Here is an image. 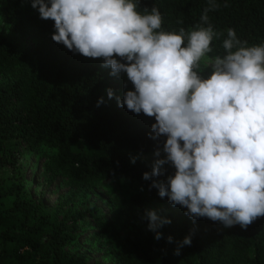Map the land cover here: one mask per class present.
<instances>
[{
	"label": "trees",
	"instance_id": "16d2710c",
	"mask_svg": "<svg viewBox=\"0 0 264 264\" xmlns=\"http://www.w3.org/2000/svg\"><path fill=\"white\" fill-rule=\"evenodd\" d=\"M153 7L162 14V31L190 33L208 26L201 22L208 0H140L138 10ZM207 15L222 35L194 69L204 77L211 73L205 59L226 55L228 29L246 47L264 45V0H215ZM54 31V21L41 20L26 0H0V264H95L79 249L76 235L87 216L99 213L74 194L62 198L68 209L60 201L50 207L43 178L47 188L59 178L76 192L103 183L135 189L132 203L144 216L146 205H170L142 178L162 147L163 138H149L154 118L144 123L120 111L107 97L105 72L54 42ZM101 97L106 102L97 107ZM132 157H139L135 165ZM39 166L41 174L30 178ZM165 167L166 175L174 173ZM97 218L95 241L109 243L110 224ZM168 219L172 223L160 229L159 241L143 216L131 221L133 232L115 237V243L111 239L113 262L264 264V217L247 230L226 229L208 218ZM189 234L192 245L175 255L177 242Z\"/></svg>",
	"mask_w": 264,
	"mask_h": 264
},
{
	"label": "clouds",
	"instance_id": "9594fccd",
	"mask_svg": "<svg viewBox=\"0 0 264 264\" xmlns=\"http://www.w3.org/2000/svg\"><path fill=\"white\" fill-rule=\"evenodd\" d=\"M39 18L54 21L51 39L74 54L101 59L110 75L126 76L133 90L109 100L134 114L154 118L149 138L161 141L154 151L152 181L172 207L180 206L193 223L200 218L224 228L247 230L264 217V45L244 46L227 30L207 77L194 69L212 52L214 31L207 13L190 33L162 31L158 8L138 10L140 0H26ZM235 49V51H233ZM117 57L119 59H117ZM101 97L97 107L105 103ZM139 157H132V165ZM169 166L175 171L166 175ZM166 177L165 179H159ZM148 230L159 241L172 221L150 210ZM174 238L169 236L168 243ZM192 245V234L177 242L175 255Z\"/></svg>",
	"mask_w": 264,
	"mask_h": 264
},
{
	"label": "rangeland",
	"instance_id": "374dc122",
	"mask_svg": "<svg viewBox=\"0 0 264 264\" xmlns=\"http://www.w3.org/2000/svg\"><path fill=\"white\" fill-rule=\"evenodd\" d=\"M91 61L97 65L102 71L107 75V88H112L115 90L116 95H122L125 90H133V87L130 82H128V88L125 89L123 87L126 82V76L122 75L119 78L112 77L110 73V69H105L101 66V59H93L90 58ZM211 62L209 58L205 59V67L211 68ZM107 94V93H106ZM113 103L120 111L124 114L133 117L139 121L147 123L151 118L145 116L144 114H134L129 111L126 107L121 108L117 106V102L115 99L109 100ZM41 174L40 166L36 169V171H32L30 178L35 177ZM45 187L47 201L50 207H55L57 203L60 201L62 204L66 205V201L62 200L63 197L73 195L75 196L76 201L86 200L88 205L91 208L95 209L94 214L98 212L97 217L101 215L107 225L110 224L109 231L112 235L110 237L112 241L115 243L116 238H123L128 233L133 232V230L129 227L131 221H135L139 219L142 215L139 208H136L132 201L134 195H136L137 191L132 188H128L126 186H119L116 184L103 183L97 185L96 187H92L89 189H83L80 192H76L75 188L71 189L66 181L61 179H56L50 187H46V181L43 179L40 180ZM42 189L39 188V192ZM79 194V195H78ZM65 209H68V205H66ZM154 210L158 215L162 217H178L182 221H188L192 223L193 221L184 214L185 209L180 206L172 207L169 206H161V205H146L145 211ZM93 218L92 216H87L85 221L80 223L79 233L76 235L78 243H80V248L84 249L82 252L85 253L91 261L95 262V264H117L114 261V247L115 245H111V239L109 243L106 241H95V237L97 236L100 227L97 225L98 218ZM204 219V218H200ZM199 220V219H198ZM184 223V222H183ZM134 224V223H133ZM132 224V225H133ZM93 225H97L94 227ZM131 229V230H130ZM92 244V246H91Z\"/></svg>",
	"mask_w": 264,
	"mask_h": 264
}]
</instances>
